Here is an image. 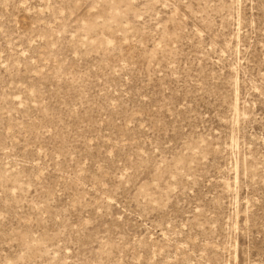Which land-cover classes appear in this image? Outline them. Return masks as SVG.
<instances>
[{
    "label": "rangeland",
    "instance_id": "374dc122",
    "mask_svg": "<svg viewBox=\"0 0 264 264\" xmlns=\"http://www.w3.org/2000/svg\"><path fill=\"white\" fill-rule=\"evenodd\" d=\"M0 264H264V0H0Z\"/></svg>",
    "mask_w": 264,
    "mask_h": 264
}]
</instances>
